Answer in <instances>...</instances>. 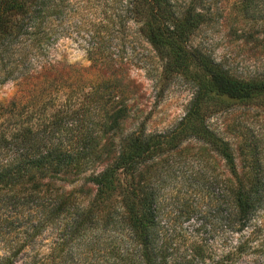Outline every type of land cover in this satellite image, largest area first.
<instances>
[{"label":"trees","instance_id":"16d2710c","mask_svg":"<svg viewBox=\"0 0 264 264\" xmlns=\"http://www.w3.org/2000/svg\"><path fill=\"white\" fill-rule=\"evenodd\" d=\"M67 1L0 0V83L15 82L21 96L0 103V264H224L264 253V153L250 137L238 147L237 164L202 118L223 100L264 105V79L231 77L186 47L199 13L175 16L169 0H124L122 20L104 13L85 25V58L103 74L83 84L76 68L43 52L45 21ZM126 19L166 63L192 66L204 79L168 132L139 127L116 136L128 110L107 92L120 71L107 36L119 35ZM72 128L80 135H66ZM190 139L222 169L214 173L197 152L190 157L196 167L176 157ZM192 220L196 228L183 230ZM227 235L235 243L213 257L211 240L224 247Z\"/></svg>","mask_w":264,"mask_h":264},{"label":"rangeland","instance_id":"374dc122","mask_svg":"<svg viewBox=\"0 0 264 264\" xmlns=\"http://www.w3.org/2000/svg\"><path fill=\"white\" fill-rule=\"evenodd\" d=\"M109 1L111 0H70L56 18L49 17L51 20L45 21L47 43L43 49L44 55L48 59L64 61L76 68V79L83 84L97 83L103 74L102 69L91 68V63L85 58L83 46L90 38L85 25L88 27V23L99 22L104 13L107 16L110 13L114 17L119 16L122 20L124 0H112L111 5ZM169 1L175 16L186 10L201 15L188 38V49L206 55L231 77L242 80L264 79V0ZM127 15L130 16L129 13L125 16ZM122 23L119 26V35L113 31L107 36L109 54L113 60L118 61L115 63L120 64L121 71L115 75L118 81L107 92L110 91L117 106L119 103V106L128 110L127 119L121 123L120 132L116 136L127 134L139 127L146 133L168 132L180 122L194 102L197 86L204 79L192 66L182 69L166 63L138 31L137 23L128 20ZM18 89L15 82L0 83V103L6 105L10 101L21 100L16 92ZM120 89L123 90L122 94H119ZM25 107L22 106L23 109ZM73 108L75 106L60 107L57 118H63ZM202 118L210 130L228 143L237 164L238 147L250 137L258 141L264 153V105L223 100V105ZM64 132L72 137L81 133L75 128ZM195 152L201 161L207 162L208 167L215 170L214 173L222 169L220 161L212 152L194 139L183 143L176 150V157L189 160L191 167H196V162L190 158ZM179 167L185 169L188 165L180 164ZM90 194L89 188L85 197ZM196 223L195 220L184 223L182 229L190 233L196 228ZM225 239L224 247H221L219 238L211 240L214 247L213 257L225 253L228 246L235 243L236 236L227 235ZM16 262L23 263L21 260ZM224 264H264V253L247 252L236 261Z\"/></svg>","mask_w":264,"mask_h":264}]
</instances>
